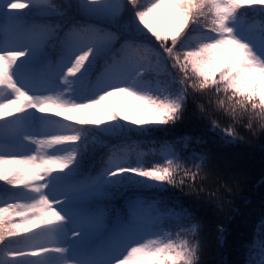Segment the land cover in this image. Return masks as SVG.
<instances>
[{
  "label": "snow or ice",
  "instance_id": "obj_1",
  "mask_svg": "<svg viewBox=\"0 0 264 264\" xmlns=\"http://www.w3.org/2000/svg\"><path fill=\"white\" fill-rule=\"evenodd\" d=\"M128 5L122 32L102 26L119 29ZM64 7L0 0V19L13 26L0 29V181L25 197L0 194V245L27 242L4 248L0 264H198L199 244L183 236L197 224L173 238L154 201L131 199L115 219L108 207L121 189L177 185L179 158L168 152L164 164L146 167L143 153L133 158L127 147L113 146L95 175L82 174L88 133L126 137L175 123L189 89L214 90L225 113H248L249 128L252 118L264 127V23L255 30L241 23L248 10L264 15V0H77ZM25 9L64 23L29 22ZM161 9L164 23L156 24ZM169 61L183 74L179 81ZM119 93L139 102L130 110L143 118L107 105ZM81 111L91 118L65 115ZM223 133L235 138L232 127ZM202 164L203 157L183 176L195 181Z\"/></svg>",
  "mask_w": 264,
  "mask_h": 264
},
{
  "label": "trees",
  "instance_id": "obj_2",
  "mask_svg": "<svg viewBox=\"0 0 264 264\" xmlns=\"http://www.w3.org/2000/svg\"><path fill=\"white\" fill-rule=\"evenodd\" d=\"M50 3L57 5L59 11H66L64 6L75 4L77 0H50ZM67 11L76 15L74 10ZM22 12L29 22L56 25L63 24L65 19L56 15L42 16L37 9ZM131 16V5H128L120 17L119 29L113 25L102 26L119 34ZM76 18L80 19L78 15ZM81 22L85 21L81 19ZM242 22L260 25L264 23V15L257 9L248 10L242 14ZM120 43L123 39L116 44L117 48ZM153 46L158 48L154 39ZM49 51L56 59V53ZM169 69L177 81L183 76L178 69L171 68V61ZM220 98L214 90L189 89L185 107L175 123L150 126L143 132L133 130L126 137L89 132L81 172L95 175L113 146L127 147L133 158L143 153L146 167L164 164L163 151L169 150L179 158L182 166L176 176L177 185L144 191L121 189L108 201L112 218L125 215L131 199L140 197L154 201L157 210L164 214L161 219L164 229L170 230L173 238L180 228L198 225L195 234L190 231L183 234L184 238L199 244L198 264H261L264 261V228L260 227L264 219V127L258 118H252L249 128L248 113H238L234 119L218 106ZM65 114L81 115L80 112ZM213 121L219 127H214ZM228 127L234 128L235 138L224 135L223 129ZM94 136L102 143L95 141ZM201 157L203 164L196 180L185 178L184 170L197 171L196 164L201 163ZM182 179L183 184L179 183ZM0 194L19 197L20 202H25L21 189L11 188L2 181ZM172 213H181V219L177 221ZM26 243L19 239L0 245V259H6L4 248L23 247Z\"/></svg>",
  "mask_w": 264,
  "mask_h": 264
},
{
  "label": "rangeland",
  "instance_id": "obj_3",
  "mask_svg": "<svg viewBox=\"0 0 264 264\" xmlns=\"http://www.w3.org/2000/svg\"><path fill=\"white\" fill-rule=\"evenodd\" d=\"M21 11H23V10H21ZM162 12H163V9L159 10V12L157 14H154V22L156 24H163L164 23V21L162 19ZM241 23H242V25L244 27L251 28L253 30H255V29H257L259 27L258 24L244 25L243 22H242V20H241ZM2 28H7L9 30V32H11L12 29H13V26L9 22L0 19V29H2ZM2 37H3V32H0V39H2ZM10 50H18V49L13 47V48H10ZM5 95H7L6 92H5ZM137 104H139L138 101H135L132 97H129V96H127L124 93L116 94V95H114L112 97H109L107 99V105L111 106L113 109H115L116 111H118L121 115H128V116H130L132 118H143L136 111H131L130 110L134 105H137ZM80 113H81V115H74V114H65V115L80 116V117L85 118V119L91 118L88 113H85V112H82V111ZM98 115L103 116L102 113H98ZM132 127L134 129L136 128V126H134V125ZM148 127H150V126H148ZM168 152H170V151L167 150V149H165L163 151V155L165 156V154L168 153ZM158 211L160 212V210H158Z\"/></svg>",
  "mask_w": 264,
  "mask_h": 264
}]
</instances>
